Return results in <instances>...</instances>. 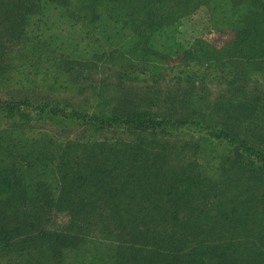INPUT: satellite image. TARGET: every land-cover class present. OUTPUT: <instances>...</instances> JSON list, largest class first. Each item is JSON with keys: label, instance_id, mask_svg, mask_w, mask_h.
<instances>
[{"label": "rangeland", "instance_id": "1", "mask_svg": "<svg viewBox=\"0 0 264 264\" xmlns=\"http://www.w3.org/2000/svg\"><path fill=\"white\" fill-rule=\"evenodd\" d=\"M83 2L0 1V103L29 102L33 108L51 104L61 112L46 116L18 108L0 111V156L6 155L14 166L33 175L31 193L40 191L37 183L41 181H35L42 174L29 170L39 156L29 144L46 136L59 145L53 147L62 154L84 153L93 150L92 145H100L107 159L111 155L108 147L121 145L128 151L123 157L125 172H133L134 164L147 167L158 155L161 162L157 167L165 169V174L204 184L206 195L200 204L206 205L205 216H222L231 211L228 209L239 211L250 203L263 206L264 0H199V4L103 0L95 10ZM193 4L199 7L193 10ZM224 4L232 12L224 13ZM168 8L172 19L170 15L166 22L141 23L158 14L164 16ZM127 11L133 16L118 15L120 19L112 21V14ZM65 114L89 118L73 120L63 117ZM126 116L150 118L159 125L106 121ZM206 127L224 130L234 139L233 145L208 136ZM134 147H138L136 155L131 151ZM57 166L68 167L62 162ZM51 180L54 188L55 173L45 182ZM112 182L119 184L118 180ZM236 188L243 191L239 196ZM138 195L139 202L141 197L147 198ZM132 202L129 211L120 208L114 212L123 216V222L130 223L135 213L146 211L143 204ZM86 211L87 216L94 212ZM76 216L51 208L38 230L72 232ZM108 219L104 213L97 221ZM223 222H214L215 230L207 241L228 245L227 239L239 238L230 243L233 259L245 254L244 258H250L245 246L254 237L250 224L224 227ZM120 225L110 222L101 224L103 229L91 228L103 230L109 243L115 240L111 231L119 232ZM176 234L183 235L179 230ZM140 241L147 240L141 237ZM12 252L0 250V264H24V257Z\"/></svg>", "mask_w": 264, "mask_h": 264}, {"label": "trees", "instance_id": "2", "mask_svg": "<svg viewBox=\"0 0 264 264\" xmlns=\"http://www.w3.org/2000/svg\"><path fill=\"white\" fill-rule=\"evenodd\" d=\"M102 1L84 0L83 4H88L89 8L95 10L99 4L104 3ZM120 1L127 2V0ZM184 1L198 3L199 0ZM198 4H193L192 9L198 8ZM224 7H227L224 13L232 12V8L226 4ZM171 14L168 8L164 16L160 17L158 14L154 20H144L141 23H155L159 20L166 22ZM118 15L133 16L130 11L112 14V21L117 22L120 19ZM134 17L136 18V15ZM173 17L171 15L169 19ZM50 105L44 104L41 108H33L29 102L15 105L0 103V111L18 108L19 111L34 110L46 116L61 114ZM66 116L73 120L89 118L87 115L82 117L77 114L63 115ZM106 121L109 123L120 121L124 125L135 123L141 126L145 122L152 123L153 127L159 125L150 118L137 119L129 116L107 118ZM205 131L213 139L226 142L228 146L233 145L234 139L224 130H210L206 127ZM16 141L20 142V140ZM29 145L32 150L39 151L33 169L29 168L34 175L42 174L41 180L35 181H41L37 183L41 187L37 194L31 193L34 191L31 188L33 175L24 173L21 168L14 166L12 159L8 160L6 155L0 156V247L2 248L0 250L10 254H13L12 251L16 252L25 258H21L24 264H40V260L44 264H236V262L264 264V205L256 206L250 203L239 211H235L234 208L228 209L231 211L222 216L217 213L205 216L203 210L205 211L206 205L202 207L200 204L202 196L206 195L204 184L197 181L185 182L179 175L165 174L163 168H160L161 172L157 167L161 162L158 155L154 156L155 162L147 167L134 164L133 172H125L123 157L128 151H123L124 147L118 144L108 147L111 155L107 159L100 152L102 148L100 145H92L93 150L84 153L75 152L74 155L67 151L62 154L61 151L56 150L59 145L46 136ZM71 145L79 147L81 144ZM137 148L131 150H134V155L137 153ZM262 153L261 163L264 166V152ZM129 156L132 157L130 153ZM44 160L51 163H42ZM57 162L67 164L68 167L65 166L66 170H62L58 168ZM52 172L57 179L54 188H51L54 179L45 182L53 175ZM123 173L126 175L122 176ZM113 180H118L119 184L116 186ZM251 180L252 178H247L245 183L247 187ZM235 192L239 196L243 191L236 188ZM138 194L147 198L141 197L142 201L139 202V197L135 198L139 196ZM132 201L146 206V211L135 213L130 223L126 222L127 219L123 222L121 220L123 216L114 212L120 208L125 209V212L129 211ZM164 205L168 206L166 210L156 214ZM51 208H58L69 215L73 213L75 216L83 215L76 216V228L72 229V232L38 230L41 219H44ZM88 208L94 210L95 217H92L94 213L92 211V215L84 214L89 212L86 211ZM103 208H108L111 212H107L108 214L96 212V209ZM16 212L21 215L16 217ZM104 213L109 218L108 221L98 222L97 220ZM217 219L224 221V227L233 226L234 223L241 226L250 224L254 237L250 246L245 243L250 258H244L245 254L244 257H238V260L233 259V245L230 243H234L239 238L227 239L228 245L223 241L217 243L207 241L215 230L214 222ZM110 222L114 225L119 222L122 225L118 227L119 232L111 231L113 233L111 237L116 241L109 239L111 241L108 243L105 242L107 236H104L103 230H95L91 227L103 229L101 224ZM178 230L183 234L181 237L176 234ZM141 237L147 241L141 242ZM191 242L194 243L190 245ZM68 257L73 261H66Z\"/></svg>", "mask_w": 264, "mask_h": 264}]
</instances>
